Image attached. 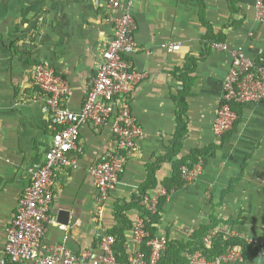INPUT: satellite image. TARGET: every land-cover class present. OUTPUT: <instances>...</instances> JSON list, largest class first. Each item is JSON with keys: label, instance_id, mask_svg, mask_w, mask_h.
I'll return each mask as SVG.
<instances>
[{"label": "crops", "instance_id": "obj_1", "mask_svg": "<svg viewBox=\"0 0 264 264\" xmlns=\"http://www.w3.org/2000/svg\"><path fill=\"white\" fill-rule=\"evenodd\" d=\"M112 14L90 0H0V247L54 132L32 67L42 61L63 77L71 88L66 107L79 111L113 35ZM133 14L140 50L132 61L145 78L131 107L142 134L119 183L102 196L88 170L113 139L107 131L80 130L77 167L55 171L46 243L94 249L100 235L121 227L125 253L142 249L130 227L143 214L141 192L159 198L173 168L196 158L201 175L171 189L152 225L155 236L179 245L214 233L237 237L252 246L240 264H264V250L254 252L255 244L264 246V103L241 107L235 128L220 140L212 129L230 67L229 54L212 43L241 48L264 66V25L254 0H135ZM168 44L179 48L168 52ZM62 210L70 215L66 225L57 222Z\"/></svg>", "mask_w": 264, "mask_h": 264}, {"label": "built area", "instance_id": "obj_2", "mask_svg": "<svg viewBox=\"0 0 264 264\" xmlns=\"http://www.w3.org/2000/svg\"><path fill=\"white\" fill-rule=\"evenodd\" d=\"M90 1L114 13L111 16L113 35L102 50L80 110L72 111L66 107L71 88L63 77L42 61L32 67V85L51 115L54 132L42 165L31 174L28 185L17 201L15 214L5 228L0 264H121L114 254L117 239L108 233L100 235L96 247L88 250H71L62 244L50 245L45 241L46 226L52 223L50 211L55 171L60 167H77L80 130L92 127L107 131L113 139V148L102 161L88 170L94 187L102 196L119 183L128 157L135 151L142 134L131 107L136 87L145 78V73L139 72L132 61L140 50L135 39V0ZM254 7L257 22L264 25V0H254ZM211 46L230 56V67L214 110L212 129L215 138L220 140L238 120L232 109L234 105L259 107L264 103V66L248 57L241 48L230 50L221 42L212 43ZM178 48L179 45H167L168 52ZM201 173L200 162L180 167L185 185L194 183ZM139 202L146 212H156V197L145 194ZM131 233L135 243L146 247L149 254L147 256L142 249L126 252L127 264H157L166 250V237H151L142 215L132 223ZM215 234L203 239L205 247L211 246ZM261 244L264 245V239ZM243 261L241 248L233 247L211 258L198 250L175 264H240Z\"/></svg>", "mask_w": 264, "mask_h": 264}, {"label": "trees", "instance_id": "obj_3", "mask_svg": "<svg viewBox=\"0 0 264 264\" xmlns=\"http://www.w3.org/2000/svg\"><path fill=\"white\" fill-rule=\"evenodd\" d=\"M213 43H219V42L215 41ZM232 109L235 111V113L237 114V117L239 118L240 113H241L240 112L241 106L240 105H237V106L234 105L232 107ZM235 126H236V123L234 124L233 129L235 128ZM230 132H228V133H230ZM191 161H192V163H191L192 165L195 164L196 158L192 159ZM180 167H174L172 178L162 183V186L164 187L165 191H164V194H162L159 198H157L156 212L153 214H150V213L146 212L143 208L142 216L145 218L146 228L150 232L151 237L155 236V230H154L152 225L158 221L159 213L162 211V204L166 200L168 194H170L171 189L177 188V187H182L185 185L181 179ZM141 194L142 195L139 197V200L143 195H145L144 191H142ZM131 226L132 225H130V227ZM122 231H123V228L119 227V228L113 229L108 234L115 236L117 239L116 244L114 246V254H115L116 259L121 264H127V255H126L125 249L123 247L125 239H124V236L122 234ZM201 231H198L197 233L193 234V237H196L198 234H200ZM193 241H195V239ZM190 245H192V247H190ZM255 245H256V247L254 249V252L264 250V246H258V244H255ZM228 247H231V248L240 247L242 249V253L246 254L252 246L250 243L246 244L245 241L240 239V238L225 237L224 235H221V234L218 236L216 235L212 239V244L208 248L205 247L204 243L201 241H199L198 243L197 242H189L188 244H185V245H179L177 243L170 242L167 240L166 250L163 253V255L160 257L157 264H175V263H179V262L184 261L185 257L180 255V252L183 250L184 251L188 250V254H191V253L198 251V250H202L205 253V255H207V257L211 258V257H215V256H218V255L225 253ZM142 251L148 256L149 250L146 247H144L143 245H142Z\"/></svg>", "mask_w": 264, "mask_h": 264}, {"label": "water", "instance_id": "obj_4", "mask_svg": "<svg viewBox=\"0 0 264 264\" xmlns=\"http://www.w3.org/2000/svg\"><path fill=\"white\" fill-rule=\"evenodd\" d=\"M69 212L68 211H59L57 216V222L59 224L66 225L69 220Z\"/></svg>", "mask_w": 264, "mask_h": 264}]
</instances>
